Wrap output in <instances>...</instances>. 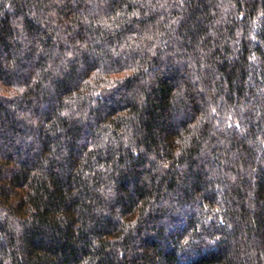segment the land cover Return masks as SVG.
<instances>
[{"label": "trees", "instance_id": "16d2710c", "mask_svg": "<svg viewBox=\"0 0 264 264\" xmlns=\"http://www.w3.org/2000/svg\"><path fill=\"white\" fill-rule=\"evenodd\" d=\"M0 264H264V0H0Z\"/></svg>", "mask_w": 264, "mask_h": 264}]
</instances>
